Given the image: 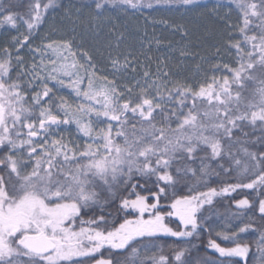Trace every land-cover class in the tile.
Instances as JSON below:
<instances>
[{"label": "snow or ice", "instance_id": "6c2138e0", "mask_svg": "<svg viewBox=\"0 0 264 264\" xmlns=\"http://www.w3.org/2000/svg\"><path fill=\"white\" fill-rule=\"evenodd\" d=\"M59 9L72 25L85 23L87 10L96 34L140 15L187 38L185 23L152 14L211 18L223 25L233 61L212 65L195 85L174 80L159 61L154 73L145 66L142 83L122 85L137 60L113 54L123 32L94 51L77 41L75 27L34 43ZM4 28L16 34L0 48V264H264V0H8L0 4ZM73 126L83 143L61 134ZM213 176L219 186L210 185ZM218 198L236 211H216ZM113 205L115 213L105 211ZM213 215L242 226L213 237ZM249 232L257 234L254 253L241 236Z\"/></svg>", "mask_w": 264, "mask_h": 264}, {"label": "trees", "instance_id": "16d2710c", "mask_svg": "<svg viewBox=\"0 0 264 264\" xmlns=\"http://www.w3.org/2000/svg\"><path fill=\"white\" fill-rule=\"evenodd\" d=\"M79 5L81 0H61V3L67 6L69 3ZM8 0H0V4H6ZM223 14L226 9H221ZM86 12L80 14L81 19L85 20V23H77L72 25L67 19L64 18V9L56 11H50L44 25L39 30V33L34 41L37 45L43 40L44 37L57 38V33L63 32L71 35L72 27H75V35L78 42H81V46L94 51L95 49H104V45L111 41L113 45L116 43V35L120 32L124 33V39L120 42V48L114 49L113 54L120 53L121 59L128 54L132 53V56L136 57V71L132 72L131 69L124 74V78L129 81L127 84H134L136 80L142 81V73L145 70V66H150L151 71L154 73L159 61H164L167 68L164 70L170 71L174 80L187 81L190 84H197L201 81L205 74L212 75L211 66L216 63H231L233 56L224 47L223 43L227 37V33L221 23L214 21L211 18H196L191 14L181 15L177 12H160L154 13L156 19H167L170 23H185L190 29V36L185 38L178 32H173L169 27L163 24H152L144 20L143 16L137 15L128 18L120 17L114 19L111 22L106 23L99 29V34L91 30L87 26ZM149 11L145 10V15H148ZM75 9H73V17L75 18ZM230 20L233 24L237 23L236 13L233 12ZM62 26V27H60ZM109 28H114L115 35L109 32ZM57 32V33H56ZM56 33V34H54ZM15 31L7 28L0 29V48L4 47L10 39L11 35H15ZM161 43L157 45L156 41ZM143 41V43H141ZM151 42V43H149ZM217 48L220 49L217 53ZM181 50H186L189 55L181 56ZM107 50H105L106 54ZM141 53H144L141 55ZM151 57V59H147ZM132 57L130 56L129 59ZM97 60L100 58L97 56ZM104 73L111 75L110 67L105 68L108 63L107 60L101 62ZM163 68V65H161ZM106 69V70H105ZM15 75V72L13 73ZM220 75V73H216ZM64 131V129H63ZM191 166L198 167L199 161L189 162ZM215 167V163H213ZM194 179V178H193ZM219 178L213 176L209 179L211 186L216 187ZM151 187V185H148ZM138 192L141 194H147L143 189L138 188ZM186 192L187 189L185 188ZM245 193H249V190H244ZM127 195V193H125ZM235 195V194H233ZM250 198L256 197L255 193L249 194ZM134 198V197H133ZM240 198V197H237ZM162 203H164L162 201ZM213 207L216 211L224 213L226 209L231 207L232 211H236L234 206H231V201L228 198H218ZM98 211V210H97ZM105 211H112L115 213V206L105 209ZM93 213H89V216ZM123 214L121 213V217ZM249 216L253 217L254 223L259 225L261 223L259 215L249 213ZM244 222H247V217L244 218ZM213 237L217 231H237L238 226H242L239 220H224L221 217L213 215ZM244 242L252 244L253 253L255 252L254 240L257 238V234L243 233L241 234ZM209 235L207 232L203 233L197 243L201 244V253H203V246L206 245ZM250 260H255L254 256H250Z\"/></svg>", "mask_w": 264, "mask_h": 264}, {"label": "rangeland", "instance_id": "374dc122", "mask_svg": "<svg viewBox=\"0 0 264 264\" xmlns=\"http://www.w3.org/2000/svg\"><path fill=\"white\" fill-rule=\"evenodd\" d=\"M60 27H62V26H60ZM57 33V32H56ZM56 33H54V34H56ZM62 36H64V33L63 32H61L60 34L59 33H57V38L56 39H59V38H61ZM46 38H48V39H53L54 37H44L43 38V40L44 39H46ZM41 42H39L38 44H40ZM37 44V45H38ZM21 55L24 57V60H25V62L27 63V64H30L31 62H32V60H33V54L32 53H30L29 51H28V49H24V50H22V52H21ZM35 59L37 60V62L39 61V56L38 55H36L35 56ZM102 66V65H101ZM109 65H107L105 68L107 69V67H108ZM103 67V66H102ZM105 69V70H106ZM110 69V68H109ZM110 73H111V75H110V77L113 75V73L111 72V70H110ZM124 74L125 73H122L121 75H120V77H119V79H118V83H120V84H127L129 81H127L128 80V76H127V78H124ZM22 79H24V80H27L28 78L27 77H23ZM51 86V85H50ZM35 90H37V91H39L40 90V85H39V83H37L36 85H35ZM29 92L31 93L32 92V89H29ZM54 92H56V95L57 96H64L66 99H68L69 101H72V100H74V97L73 96H71L70 94H69V91L67 90V89H54ZM61 134H63L66 138H68V139H71V140H73V142H75V143H83V140H81V139H79L78 137H77V135H76V133H75V128H74V126L72 127V128H70V129H64V131H63V129L61 130Z\"/></svg>", "mask_w": 264, "mask_h": 264}]
</instances>
